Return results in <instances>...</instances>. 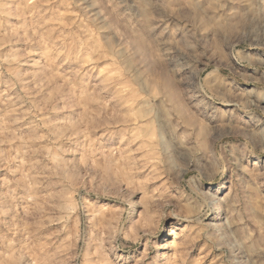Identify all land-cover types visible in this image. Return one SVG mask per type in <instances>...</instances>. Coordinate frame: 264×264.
<instances>
[{
  "label": "rangeland",
  "instance_id": "374dc122",
  "mask_svg": "<svg viewBox=\"0 0 264 264\" xmlns=\"http://www.w3.org/2000/svg\"><path fill=\"white\" fill-rule=\"evenodd\" d=\"M236 253L264 264V0H0V264Z\"/></svg>",
  "mask_w": 264,
  "mask_h": 264
},
{
  "label": "bare ground",
  "instance_id": "6f19581e",
  "mask_svg": "<svg viewBox=\"0 0 264 264\" xmlns=\"http://www.w3.org/2000/svg\"><path fill=\"white\" fill-rule=\"evenodd\" d=\"M213 198H214V196H213ZM221 212L222 211H221L220 207L217 204V214L220 215ZM225 227H226V222L222 221L221 222V231H224ZM236 254H237V261H236L237 264H246L245 261H244V259H243V257H242V255H240L239 253H236Z\"/></svg>",
  "mask_w": 264,
  "mask_h": 264
}]
</instances>
